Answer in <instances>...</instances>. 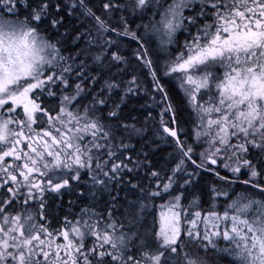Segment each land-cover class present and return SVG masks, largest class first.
Segmentation results:
<instances>
[{
    "label": "snow or ice",
    "instance_id": "6c2138e0",
    "mask_svg": "<svg viewBox=\"0 0 264 264\" xmlns=\"http://www.w3.org/2000/svg\"><path fill=\"white\" fill-rule=\"evenodd\" d=\"M0 264H264V0H0Z\"/></svg>",
    "mask_w": 264,
    "mask_h": 264
},
{
    "label": "trees",
    "instance_id": "16d2710c",
    "mask_svg": "<svg viewBox=\"0 0 264 264\" xmlns=\"http://www.w3.org/2000/svg\"><path fill=\"white\" fill-rule=\"evenodd\" d=\"M170 83L174 84V82H170ZM145 103H146V101L144 99L140 98V97H132L130 99L128 108L125 109V111L127 112L129 109L135 108V111H132L131 115L137 117V119L139 120V123L137 124V127H144V115H145V113L143 111L142 105L145 104ZM158 112H159L158 109L153 111V115H156L157 118H159L158 117ZM147 128H148V130L145 133V138L148 139V140H151L153 138L152 126L148 125ZM133 142L136 144L137 148H139L141 143H142V141H140L139 138H136ZM163 147L164 146L162 145V148ZM166 154H167V150L165 149L162 152H157L153 156V159L156 160V161H161V157L166 155Z\"/></svg>",
    "mask_w": 264,
    "mask_h": 264
},
{
    "label": "flooded vegetation",
    "instance_id": "af4514ba",
    "mask_svg": "<svg viewBox=\"0 0 264 264\" xmlns=\"http://www.w3.org/2000/svg\"><path fill=\"white\" fill-rule=\"evenodd\" d=\"M65 199H67V197Z\"/></svg>",
    "mask_w": 264,
    "mask_h": 264
}]
</instances>
